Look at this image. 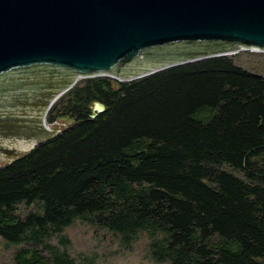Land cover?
<instances>
[{"label":"trees","instance_id":"obj_1","mask_svg":"<svg viewBox=\"0 0 264 264\" xmlns=\"http://www.w3.org/2000/svg\"><path fill=\"white\" fill-rule=\"evenodd\" d=\"M46 116L70 123L0 167V238L24 244L14 264H72L46 240L76 219L124 242L149 233L157 263L264 264V77L220 56L88 78Z\"/></svg>","mask_w":264,"mask_h":264},{"label":"water","instance_id":"obj_2","mask_svg":"<svg viewBox=\"0 0 264 264\" xmlns=\"http://www.w3.org/2000/svg\"><path fill=\"white\" fill-rule=\"evenodd\" d=\"M242 51L264 53V0H0V167L64 130L46 115L80 80Z\"/></svg>","mask_w":264,"mask_h":264},{"label":"rangeland","instance_id":"obj_3","mask_svg":"<svg viewBox=\"0 0 264 264\" xmlns=\"http://www.w3.org/2000/svg\"><path fill=\"white\" fill-rule=\"evenodd\" d=\"M233 58L237 66L264 77V53L242 51ZM17 208L22 217L36 211L35 206L25 204H19ZM151 241V235L142 232L131 241L124 242L118 234L76 219L70 226L52 233L46 244L68 256L72 264H167L153 260ZM46 244L39 248L49 255L52 250ZM21 246L24 244L14 246L0 238V264H14L13 254Z\"/></svg>","mask_w":264,"mask_h":264}]
</instances>
